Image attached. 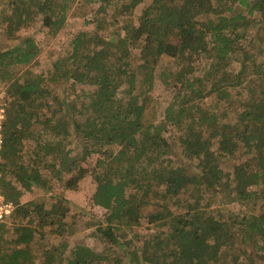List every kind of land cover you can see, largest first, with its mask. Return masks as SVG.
<instances>
[{
	"label": "trees",
	"instance_id": "trees-1",
	"mask_svg": "<svg viewBox=\"0 0 264 264\" xmlns=\"http://www.w3.org/2000/svg\"><path fill=\"white\" fill-rule=\"evenodd\" d=\"M76 1L7 0L15 14L9 18L6 34L18 32L41 14L44 26L57 35ZM143 1L118 0L117 15L133 14ZM255 14L258 18H250ZM261 22L264 0H153L138 25L129 20L99 50L92 49L91 34L79 32L70 53L54 64L63 70L64 78L96 86L86 106L92 113L85 120L76 117L74 102L59 98L57 92L53 95L42 74L27 70L24 81L12 76L11 68L31 63L40 53L34 36L0 46V81L10 82L0 190L17 204L13 216L37 212L39 227L58 224L52 232L63 236L61 222L70 211L63 195H57L49 208L45 199L32 201L33 209L20 204L21 189L36 193L35 187L45 185L40 169L23 162L19 152L23 141L33 136L35 124L44 127L35 152L52 156L54 166L72 174V182L85 176L83 162L99 155L91 169L96 181L92 202L105 212L101 218L91 217L86 226L94 229L92 235L108 254L84 243L71 246L63 237L58 244L42 247V264H112V260L113 264H264V210L239 221L235 214L212 216L203 208L206 191L219 196L234 186L237 199L247 202L257 194L254 188L264 183V86L262 81L256 85L255 79L263 67L242 43L260 35L254 29ZM134 48L139 52L132 57ZM167 58L178 68L169 69ZM173 80L177 85L173 101L160 113L155 87ZM232 88L249 91L233 124L221 122L215 112L201 107L203 99L214 95L219 103L234 106ZM48 95L62 113L56 109L46 113ZM172 125L182 133L168 135ZM208 128L219 138L218 150L203 135ZM75 142L84 143V148H71ZM240 143L246 145L248 158L235 163L234 171L226 175L220 159L234 157ZM177 146L182 148L180 153ZM173 157L182 164L173 165ZM181 194L189 195L185 203L178 200ZM148 203L154 209L145 213ZM145 220L170 224L169 230L130 245L128 238L139 239L135 229ZM14 231L11 248L3 251L0 246V264L33 263L30 245L36 228L22 223ZM117 249L124 255L112 259Z\"/></svg>",
	"mask_w": 264,
	"mask_h": 264
},
{
	"label": "rangeland",
	"instance_id": "rangeland-1",
	"mask_svg": "<svg viewBox=\"0 0 264 264\" xmlns=\"http://www.w3.org/2000/svg\"><path fill=\"white\" fill-rule=\"evenodd\" d=\"M153 0H144L139 4L134 13L131 15H117V4L118 0H77L75 3L70 5L68 10L67 21L64 27L56 35H52L49 32V29L44 26L42 15L36 14L32 17L33 21L30 25H25L16 33L6 34V27L10 16L15 14L13 7L8 5L7 0H0V46L7 47L11 44L17 42L20 43L26 36L32 35L38 42L41 47V51L31 63L18 65L15 68H11L12 76L21 81L25 80L24 73L26 75L27 70H31L37 74H42L48 81V87L52 90L53 95H57L59 98H66L74 102L77 106L76 117L82 120L88 118L89 114L92 113V110L86 108L90 100V94L96 89L94 85H88L80 83L73 78H64L62 74V69H57L54 62L62 57L67 56L72 50V39L79 34V32L85 31L92 36L90 40V45L92 49H100L103 47L106 42L111 38V35L115 30L121 28L126 22L133 21L134 24L140 23V16L146 7ZM250 18H258V15L250 16ZM260 26V27H259ZM259 26L254 28L255 31H260L258 37L251 36L254 38L251 42L243 39V42H246L248 48L252 50V54L257 63L262 65V74L255 75V79L258 77L257 84L261 81V85L264 86V23H259ZM124 34V33H123ZM250 37V35L248 36ZM138 49H133L130 51V55L135 57L138 53ZM167 65L169 69L178 68L179 64L174 62L173 59L167 58ZM72 65V62L69 61L67 66L68 68ZM66 66H64V69ZM240 64L236 63L235 71H238ZM20 81V82H21ZM174 81V80H173ZM176 82H172L170 85L160 84L155 87L154 96L159 103V112L161 113L164 108L173 101V96L177 90ZM10 82L0 81V86L8 90ZM236 97L231 99V102L234 103V106H238L237 109H234V106L228 107V104H223L218 102V98L214 96L207 97L203 99L201 107H207L210 112H215L221 122L233 124L239 115L240 108L242 109L246 98L248 97L249 91L246 89L239 90L238 88L231 89ZM45 109L46 113L50 114L53 110H59L58 113L63 111L59 109L57 103L53 99V96L48 95L45 98ZM217 106V107H216ZM228 107V108H227ZM79 112V113H78ZM84 112V114H83ZM201 113V111H200ZM211 114V113H210ZM68 115H71L68 113ZM59 117V116H58ZM43 118V117H42ZM36 127L31 128L33 136L26 138L23 143L19 146V152L22 155L21 160L26 164L32 167H38L42 172L45 180V185L35 187L36 193H30L23 191L21 189V194L18 195L20 204H28V206L33 209L32 201L40 202L42 200L46 201V207H51V204L56 201L57 195H63L66 202L65 206L70 208L68 215L62 219V226L64 234L59 235L52 232L55 228L58 227V224H44L42 227H39L37 224L40 221L39 213L34 212L31 216L18 215L16 217L11 216L5 222L4 225V237L0 239V246L4 247L6 251L11 248L10 240L16 236L14 227L16 224H28L33 228H36V239L31 243L30 247L32 249V258L33 263L31 264H42L43 254L42 247L47 244L55 243L58 244L63 240V237L68 240L71 246L79 243H84L91 246L93 249L108 254V249H105L104 244L99 240L98 237L92 235L94 232L93 228H88L86 222L93 216L101 218L105 212V209L102 207L96 206L92 202V196L96 190V181L92 175L93 165L95 160L99 155L95 154L93 157L89 158V161L83 162V168H87L85 176L78 182H72V174L65 171L66 168H59L54 166V159L52 156L40 157L37 152H35L36 138L43 134V124H35ZM174 134L178 136L182 133L180 129L174 127V125L169 126L168 135ZM204 137L210 138L213 141V148L218 150L219 147V138L216 133H213L212 129H205ZM71 148L74 146L77 148V151L84 148V143H74L70 145ZM177 151L181 152V147L177 146ZM42 158V159H41ZM169 158V157H167ZM248 158V152L246 145L240 143L239 148L236 151L234 157L230 155H225L220 159V167L224 169L226 175L229 172L234 171L235 163H242ZM175 160L172 164L175 166L181 165L182 162ZM195 163H198L199 160L195 159ZM92 163L89 167V164ZM58 172V173H57ZM226 181V178L224 179ZM14 185L19 186V183L14 178ZM70 186V187H69ZM257 191V194H254L253 197L247 202H240L235 196L236 191L234 186L230 187L227 191H223L219 196L213 194L212 192L206 191L204 196L203 208L210 214L215 215L218 212L221 213H232L235 214V218L239 221H242L247 214H260L264 210V183L254 188ZM18 191H20L18 189ZM17 193V190H16ZM222 195V199H221ZM178 200L184 201L188 200L189 195L181 194L178 197ZM172 205L173 201L171 200ZM144 212L148 213L154 209L153 203L146 204ZM182 209V207H181ZM2 227V226H1ZM170 224H165L163 222L157 223H148L146 220L143 222L141 227H137L135 230L139 233V239H130V245H135V243H140V240L146 238H151L155 235L166 234L169 230ZM1 232V230H0ZM71 234H70V233ZM133 234V233H132ZM43 235V238L40 236ZM139 241V242H138ZM141 244V243H140ZM127 252V251H126ZM123 251L117 249L112 252V259L116 256H123ZM126 259V258H125ZM113 264V260L111 262Z\"/></svg>",
	"mask_w": 264,
	"mask_h": 264
},
{
	"label": "built area",
	"instance_id": "built-area-1",
	"mask_svg": "<svg viewBox=\"0 0 264 264\" xmlns=\"http://www.w3.org/2000/svg\"><path fill=\"white\" fill-rule=\"evenodd\" d=\"M9 96L7 90L0 86V165L2 162V150L4 145L3 125L8 115ZM0 167V181H1ZM17 204L7 200L5 194L0 190V230L3 222L16 212Z\"/></svg>",
	"mask_w": 264,
	"mask_h": 264
}]
</instances>
